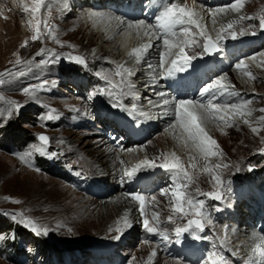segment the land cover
<instances>
[{
    "label": "rangeland",
    "instance_id": "1",
    "mask_svg": "<svg viewBox=\"0 0 264 264\" xmlns=\"http://www.w3.org/2000/svg\"><path fill=\"white\" fill-rule=\"evenodd\" d=\"M76 1L79 2L80 10H76L75 13L69 10L73 2L68 0L64 1L62 9L55 10L60 14V18L54 25L47 23V19L52 16L50 13L52 11L48 9H43L38 14L35 13L30 19L25 13L29 0L0 1V14L3 13L6 19L11 18L14 24L11 30L14 35L19 36L12 45L10 43L13 41H4L3 36L9 33L11 22L10 19L6 21L0 18V74H3L0 75V248L2 245L8 247L7 251L9 248H14L16 255H23L24 258V261L16 258L9 259V254L6 255L7 251H5L2 255L0 253V264H41L47 261L51 253L62 256L76 251L81 253V259L84 261V258L90 254L91 248L107 245L113 246V253L119 257L121 264H168L167 260L172 258L163 255L154 243L145 240V227L142 222L145 219L150 221L149 227L156 226L157 228L154 229L158 233H161L160 228V231L166 230H163L162 234L167 237V241H170L177 234V229L188 227V221L197 218L189 214L187 204L184 206V213L172 211L171 202L167 199H169L168 192L172 193L175 188L170 187L167 191L164 189L163 192L152 191L143 195V209L146 203L152 204L143 212H139L141 204L135 209L138 212L136 216L141 219L137 221L132 234L128 237L124 235V230L118 228L95 233L90 230V226L86 224L87 221L76 229L73 228L78 219L85 217L87 220L88 215L90 217L100 216V218L103 215L109 217V210L98 208L99 197H91L84 191L78 192L72 189L64 171L68 168V170L71 168V171H80V175L85 176L86 182L91 179L101 185L99 186L102 188L101 195L108 194L105 188L112 186L113 193L108 196L106 194V197L121 193L117 186L122 181L121 176L125 172L119 168L117 160H113L110 164L112 166L105 164L97 166L100 164V161L96 160L99 152L106 149L116 151V148L111 143L100 146L96 141L98 138L106 140L104 136L106 133L104 130L95 129L93 113L97 106L107 105L105 102L115 104L121 100L122 105L126 106L131 103L123 101L127 100L128 96L124 92L122 73L112 64H108L107 57L100 53L101 49L108 50V46L99 44V40L91 39L89 30L85 29L84 23H81L83 16L80 12H83L81 7L84 5V0ZM45 2L49 3L52 0H45ZM179 3L183 8L192 12L189 1ZM17 9L18 11H15ZM239 9L242 13L240 22L234 27H225L226 30L221 31L220 34H216V27L211 25V34H206L207 36H200L190 28L188 33L191 41L189 39L188 41L192 45L187 51L188 55L190 57L202 55L209 36H213L210 39L216 45L220 42L223 44L227 41L253 39L258 33L264 32V26H262L264 0H242ZM37 25H39L38 33ZM27 26L30 33L32 28L35 30L34 36L38 35L37 39L21 40L24 27ZM214 31L215 34L212 33ZM262 47L257 55L254 53L251 54L253 57L250 55L244 57L249 58L250 61L253 60V65L259 70L252 69V72H248L246 69L245 74L248 80H238L232 70L226 71L233 78L237 89L245 87L252 92L253 99L248 106L254 108L256 113L252 114L248 120L241 118L218 123L220 126L215 129L217 136L213 137L219 145L214 155L216 164L200 166L198 163H188L184 161L178 150L177 153L162 150L160 148L163 144L161 138L166 130L163 126L156 128L153 135H149L144 142V146H151L157 151L156 157L135 173L149 172L152 168L161 167V165L170 163L173 157L178 159L181 169L186 171L191 179L186 180L180 172L173 170L174 178L176 179L177 175L178 184L182 182L187 184L182 191L186 192L190 199L203 201V208L205 207L203 219L205 218L206 222H211L213 204L216 205L229 198L226 189L232 179L236 181V178L248 176L258 179L264 177V120L261 119L264 117V112L259 111L264 109V75L262 74L264 45ZM259 53L263 59H260ZM253 58H259L260 64L256 63V59ZM16 61L20 63L17 64ZM75 78L86 83L85 89L80 87L82 91L72 92L68 88L70 81ZM253 78H256L257 82L251 80ZM259 84H263V87ZM25 88L29 89L28 93H24ZM107 96L109 100L106 99ZM82 110L84 115H80ZM49 113L52 119L47 118ZM254 128L256 131H253ZM41 135L47 137V143H40L38 137ZM43 154L51 158L48 162L53 160L55 163L48 166L47 162L41 160L40 156ZM108 156L112 158L114 153ZM216 165L220 167L217 168ZM205 167L210 171L205 172ZM102 174H108L110 178L101 180L99 177ZM212 176H216L217 179L213 180ZM127 178L128 176H123L124 182ZM175 182L176 180L172 185ZM64 189H71L73 194L67 195L63 192ZM207 193H212L218 198L210 197L206 195ZM44 194L45 197L54 199L57 203L55 213L49 211L51 214L49 212L41 214L44 207H39V200L45 199ZM124 194L125 197L131 199L127 189L122 193ZM42 196L44 198H41ZM78 196L82 199L74 200V197ZM155 207L157 209H154ZM145 215L147 218L144 217ZM23 221H31L36 228L40 229L39 234L24 226ZM70 226L72 230H66ZM217 227L221 235L220 238L218 237V245L224 247V241H228L224 236L227 230L224 231L220 226ZM214 235L216 236V232ZM12 237L18 238V250L16 243L9 244ZM172 260L177 264H185L180 260Z\"/></svg>",
    "mask_w": 264,
    "mask_h": 264
},
{
    "label": "bare ground",
    "instance_id": "2",
    "mask_svg": "<svg viewBox=\"0 0 264 264\" xmlns=\"http://www.w3.org/2000/svg\"><path fill=\"white\" fill-rule=\"evenodd\" d=\"M0 1L2 2L3 0H0ZM64 1L65 0H52V2L46 3L44 0L43 5L39 8V10H36L37 0H29V2H27L28 5H27V8L25 9V13L30 19H32L35 13L38 14L43 9L51 10L52 12L50 13L52 14V16L50 17V19H47V23L48 24L52 23L54 25L56 21H59V18H60V14L56 12L55 10L57 8L62 9L64 7ZM68 1L73 2L72 5L70 4L71 6H69L70 11L75 13L76 10L78 9L80 10L79 2H77L76 0H68ZM147 1L148 0H145L143 2L145 3L146 7L152 12L159 13L160 11L159 3L163 2V0L160 2L158 0H149L148 4H147ZM180 1L181 3L182 2L184 3L185 0L184 1L183 0L169 1L168 7H170L171 4H173L175 7L180 8L182 7V5H180L179 3ZM186 1L190 2L189 5L191 7V11L194 14L193 19L196 20L199 27H197L195 24L187 23V17H185V23H184L185 26L183 28H181L183 24L175 25V27H173L174 28L173 31L177 33L176 36H171L169 30L166 32L167 35L166 34L163 35L161 34V30H158L157 32H155L154 29L150 25L148 26L146 23H143L141 25L139 23L137 24L136 20L130 22V21H126L122 17L118 18V14L113 13L111 10L113 8H117L118 6H120L121 8L123 0H121L120 3H119V0H84L83 1L84 5L83 7H81L83 12H80L81 15L83 16V18H81V23H84L85 29L89 30L91 39H96L97 41L99 40L100 41L99 44H104L108 46V50L101 49L100 53H102L103 55L107 57L106 62L108 64H112L116 69H118L122 73V78L124 81V92L127 93V96H128L127 100L129 102H132V104L135 105L134 112L137 115H142L144 117L150 118L151 120L150 126H152V129L148 131L149 133L148 136L153 135L154 133L153 126H155V129L159 128L160 126H163L165 127L164 129L166 130H165V133H162L163 135L161 138V142H163V144L160 145V148L162 150L168 151L171 153H177V150H178V152H180V154L183 156L184 161L188 163L193 162L194 164L198 163L200 164V166L202 165L208 166L209 164H216V157L210 156V157L205 158L204 155L201 153V151L197 148L195 142L188 137L187 133L180 126V122L176 119V102L172 104V100L167 94L168 93L167 88L163 84V81H161L162 76H165L166 74L165 70L169 66H172L174 68L171 62L172 60L177 59L178 54H179L178 47H173L171 50H169L164 45L163 40L165 38H168L170 42H172L173 44H176L177 42H182L185 39V37L183 36L182 31L179 29L189 30L190 28H192L195 31V33L200 35V32L203 31L204 35H206V34H211L210 28L211 26H215L216 31H217L216 34H220L221 31L226 30L225 27H228V25H231L234 27L236 23L240 22L241 20L240 17L242 13L240 12V9L237 11H233L229 7V5L233 4L235 0H229V1L213 0L212 5L208 4L210 0H186ZM131 2L132 3L130 7L133 10L136 9L137 5L135 3V0H131ZM15 11H18V9ZM0 18L6 19V16L3 13H1ZM9 19L11 22V25H10L11 28H10L9 33H6V35L3 36L4 37L3 40L7 42L13 41L10 43L12 45L16 42V39L19 36L14 35V32L11 30L13 29L14 24L11 21L10 17L7 18L6 21H8ZM129 25H131V27H129ZM31 30L32 32L30 33L28 26L24 27V32L23 34L21 33L22 34L21 40L23 39L26 41V40L33 39L35 30L33 28ZM188 32H190V30ZM212 33L215 34V31ZM188 37L187 39L191 41V38L189 35ZM210 38H213V36H209V40L211 41ZM10 44L9 46L11 47ZM242 44L243 45L240 46L244 48V49H241L244 53L242 57L238 53L239 58L234 59L236 57L232 56L233 61H228V64H231L229 70L232 69L233 74L236 79L248 80V77L245 74V72H247L246 69L248 70V72H252L251 71L252 69H254L255 71H259V70H257V67L255 65H253L252 63L253 60L250 61L249 58L246 59L244 57H247L249 55L251 56V54H254V53H256L257 55V52L261 51L263 47L259 45L260 41L256 39L254 41H244ZM191 45L192 43L190 44L189 42V44L185 46V55L187 57H190L187 51L190 49ZM134 49H141L139 53V57L132 54ZM162 57H163V64L161 63ZM251 57H253V55ZM261 58L263 59V56H261L260 54V59ZM253 59H256V58H253ZM260 59L259 58L256 59L255 60L256 63L260 64ZM237 64H240L239 68L237 67ZM217 71H219V68H217ZM262 74L264 75V71ZM198 75L201 76V74H198ZM212 77H213V80L211 83L215 81H219L220 84L224 86L223 91H225L226 89L229 91L230 94L226 98V100L229 102L228 105L233 104V103H240L241 100H252L253 99L252 92L249 89L245 87L238 88V89L236 88V84H234L233 78L226 71H219L218 73L213 72ZM77 79H73V83L75 85H78L79 83ZM251 80H254L255 82H257L256 78H253ZM169 83H172V81H169ZM259 85L260 87H263V84H259ZM68 88L72 90V92L76 90L78 92L80 91V87L77 88L76 86H74V88H71L68 85ZM233 92L237 93V95L234 97L231 96V93ZM220 93L221 92L216 93L215 97H217ZM123 98L125 97L123 96ZM103 99L105 98L103 97ZM106 99L109 100V97L107 96ZM165 100H167L168 103H164ZM223 100L225 101V98ZM206 105L208 107L209 104H206ZM212 105H218V104H212ZM88 107L90 106L88 105ZM103 109L104 108H100V112L103 113L105 116H107V114L103 111ZM245 109L249 111L251 114L246 115V116L233 115L231 109H229L226 106H221L220 108H218V110L215 113H212L211 115H209L208 112L204 110V108L196 107L195 109H193L192 106H189V110H194L195 114L198 117V123H200L201 127L204 129L206 134L211 139L217 136L215 129L218 128V126H220L218 124L220 121L229 122L232 119H241V118L243 120H248L250 119V116L252 114L256 113L254 108L249 107L248 105L245 106ZM95 111H97V108H95ZM80 115H84L83 110H82V114ZM221 117H223V119H221ZM94 121L96 124L95 126L96 130L103 129V127L106 126L108 123L106 121V118L100 117L98 113L95 115ZM127 135L130 138L127 139V142L123 146V148L121 147L118 150L116 149V151L114 150L111 151V150L106 149L98 153L96 160L100 161V164H98L97 166H101L103 164H105L106 166H109L110 164L113 163V160L115 159L117 160L119 164V168L125 172L123 176H128L127 172L132 171L133 169H136L135 170L136 172L142 166L146 165L143 163L144 161H148V163L152 162L153 158L156 157L157 151L152 149L151 146H148V145L144 146V142L146 138L143 137V141L141 143H134L137 140V138L136 136L132 135V131H128ZM96 141H98V144L100 146L106 145V144L108 145L109 143L108 140H105L103 138H98ZM216 145L217 147L215 148V151H218L219 145L218 143ZM112 152L114 153V156L111 158L108 155ZM101 161H104V162H101ZM137 165H140V167L137 168L136 167ZM123 176H121L122 181L118 183V186H117V188H119L121 193H117L115 196L106 197L110 193H113L112 192L113 188L111 186L109 188L107 187L108 189L105 188V191L109 192L108 194L105 193V195L107 194L106 196L104 195L102 197H99L100 201H99L98 208L103 209V210L105 209L109 210V215L106 214L109 217L103 215V217L100 218V216L90 217V215H88L87 220H86L85 217L78 219V216H77L78 220L76 222V225L73 228L76 229V227L82 225L83 222L87 221L86 224L89 225L90 230L94 231L95 233H99L100 231L102 232L105 229H110V228L117 229L118 228V229L124 230V235L126 237L132 234L133 228H135L134 226L136 225L137 221L141 219L138 216H136L138 215V212H136L135 210L139 204L125 197V194L122 195V193H124V191L126 190L124 187L123 189H120V186L123 185V182H124ZM107 177H108V174H102L99 178L102 180V179H106ZM118 177L120 178V176ZM63 192L67 193V195H69L70 193L73 194V191L71 189L70 190L64 189ZM168 193H169L168 194L169 199L167 200H169L172 205V206L170 205L169 206L173 207L174 197L172 196L171 192H168ZM192 195L195 196L194 194ZM44 197H45V194H44ZM44 197L42 196L41 198H44ZM45 199L48 202L45 201ZM45 199L39 200L40 201L39 207L41 208L44 207L43 211H41V214H47L49 211L54 212L55 209H57L58 207L57 203L54 201V199H51V198L48 199L47 197H45ZM79 199H82V198L80 196L74 197V200H79ZM150 205H149V202L146 203L143 210H147L150 207ZM154 209H157V208L155 207ZM78 212L80 211L78 210ZM139 212H141V209L139 210ZM147 213L149 212L147 211ZM112 215H114V217ZM243 215L244 214H242L241 212H238L237 214H235V216H237L236 218L234 217L235 223L233 222V224H230V227L226 228L227 232L226 234L224 233L225 234L224 236L227 237L228 241L227 240L226 242L224 241L225 247H228L235 255H237L240 258L249 260V258L252 257V259H256L257 261H260V258L258 256L253 255L252 250L256 246V244L262 243L261 237L259 234L253 231L252 228L248 226V223L244 219ZM146 216L147 215H145L144 217L147 218ZM143 222L142 224H144ZM141 226L143 228V225ZM163 227H166V226H163ZM68 229L72 230V227L70 226L66 228V230ZM160 229H159V232L162 233L164 229H162V231H160ZM80 231H83V229L82 230L80 229ZM147 245L150 246V244H147ZM157 250L160 251L159 249ZM155 252H153L154 256H156ZM167 263L177 264V262H175L172 259L167 260Z\"/></svg>",
    "mask_w": 264,
    "mask_h": 264
},
{
    "label": "snow or ice",
    "instance_id": "3",
    "mask_svg": "<svg viewBox=\"0 0 264 264\" xmlns=\"http://www.w3.org/2000/svg\"><path fill=\"white\" fill-rule=\"evenodd\" d=\"M43 3H44V0H37L36 10H39V8L43 5ZM241 3H242V0H235L233 4L229 5V7L233 11H237L241 7ZM193 16L194 14L192 12L188 11L187 9L183 7L177 8L175 6H170L168 9H165L162 15L163 22L159 24V27L162 29L169 30L171 36H176L177 33L171 30L173 29L175 25L184 24L185 17H187V23L195 24L197 27H199L196 20L193 19ZM250 18L251 17H249V19ZM158 19H161V18H158ZM143 23H144L143 21L139 22V24L141 25ZM262 26H264V21H262ZM129 27H131V25H129ZM228 27L230 28L231 25H228ZM38 31H39V25H37V33ZM181 31H182L183 36L185 37V39L182 42H177L176 44H173L172 42H170L168 38H165L163 40L164 45L169 50H171L173 47L179 48V54H178L177 59L172 60L171 62L172 65L174 66L177 65L178 60H182L185 63L188 62V57L185 55V46L189 44V41L187 39L189 33L187 29H182ZM200 35L201 36L204 35L203 31L200 32ZM37 38H38V35L33 37V39H37ZM204 47H205V50L207 51V50L214 48L215 45H213L210 40H206ZM140 51L141 49H134L132 54L139 57ZM16 63L19 64L20 61H16ZM161 63L163 64V57L161 58ZM237 67L239 68L240 64H237ZM172 71L173 69L168 70L169 75H171ZM0 75H3V74H0ZM223 87L224 86L221 85L219 81H215L213 83H209L206 87L202 88L201 94L203 95L204 93L213 92L214 89L222 93ZM23 91L24 93H28L29 89L25 88ZM231 95L236 96L237 93L233 92L231 93ZM251 102H252L251 100H241L240 103H233V104L227 105L226 107L232 110L233 115L246 116V115H250L251 113L245 109V106L250 104ZM164 103H168V101L165 100ZM189 106H192L193 109H195L196 107L204 108L202 104L198 105L195 100H191V101L178 100L176 101V119L180 122V126L187 133L188 137L195 142L197 148L201 151V153L204 155L205 158L216 155V152H215V148L217 147L216 141L211 139L206 134L204 129L201 127L200 123H198V117L195 114L194 110H189ZM220 107H221L220 105L209 104L207 108H204V110L208 112L209 115H211L212 113H215ZM259 111L264 112V109H260ZM47 118L48 119L53 118L51 113H49ZM221 119H223V117H221ZM261 119L264 120V117H261ZM253 131H256V129L254 128ZM38 139L43 143L48 142L47 137L43 135L39 136ZM143 163L148 164V161H144ZM136 167L139 168L140 165H137ZM161 167H166V168L175 170L177 172H180L185 177L186 180L190 181L191 179L188 176V173L181 169V164L179 160L176 159L175 157H173L170 163L161 165ZM216 167L218 168L220 167V165H216ZM224 167H227V165H224ZM135 170L136 169H133L132 171L127 172V175L132 176ZM209 171L210 169L205 167V172H209ZM212 179L216 180L217 177L212 176ZM185 187H187V184L181 183V184L176 185L175 190L172 191V196L174 197V204L172 207V211L176 213H184L185 211L184 206L185 204H187L189 206V214L197 218L190 219L188 221V227H185L183 229H177V234H179L181 231H188V228L192 226H194L197 229H201V230L203 229V223H204V219H203L204 213L202 211L203 201H193L192 199H190L188 197V194L182 191V189ZM206 195L213 197V198H218V196H215L212 193H207ZM133 199L137 200L138 202H141V205H142L141 212H143L142 198L139 195H135L133 196ZM155 218L156 217L154 216V219ZM169 219H171V217ZM23 223H24V226L29 227L34 233L39 234L40 229L36 228L35 225L31 221H23ZM143 223H144L145 229L148 232L151 233L155 231L154 228L149 227L148 220L145 219ZM46 231L47 230L45 229L44 230L45 234H46ZM261 241L262 243L256 244V246L253 248L252 251H253L254 256H258L260 258L261 264H264V237H261ZM251 260H252V257L249 258L250 262Z\"/></svg>",
    "mask_w": 264,
    "mask_h": 264
},
{
    "label": "water",
    "instance_id": "4",
    "mask_svg": "<svg viewBox=\"0 0 264 264\" xmlns=\"http://www.w3.org/2000/svg\"><path fill=\"white\" fill-rule=\"evenodd\" d=\"M213 52V48L212 49H210V50H207V53L208 54H211ZM40 141V140H39ZM41 142V141H40ZM43 143V142H42Z\"/></svg>",
    "mask_w": 264,
    "mask_h": 264
}]
</instances>
